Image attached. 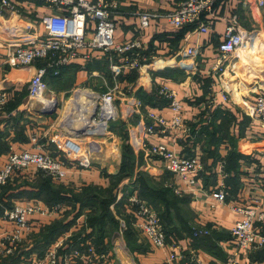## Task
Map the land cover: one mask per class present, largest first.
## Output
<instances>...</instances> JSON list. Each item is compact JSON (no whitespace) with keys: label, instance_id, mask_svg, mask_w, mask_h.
Returning <instances> with one entry per match:
<instances>
[{"label":"crops","instance_id":"0c3cea01","mask_svg":"<svg viewBox=\"0 0 264 264\" xmlns=\"http://www.w3.org/2000/svg\"><path fill=\"white\" fill-rule=\"evenodd\" d=\"M177 1L118 0L119 10L115 18L117 23L116 41L128 43L136 39L141 40L147 57L146 66L138 73L135 82L128 81V84L133 85L134 89L128 91L127 88L128 93L123 95L125 98H122L120 102L122 112L125 111L127 102L132 107L138 105V108L131 117L121 119L132 120L129 124L131 129L146 117L148 110L153 109L161 112L164 117L170 120L172 112L169 110V104L159 95L160 89L167 85L183 101L184 118L191 128V133L183 139L176 136L149 135H142V138L148 146L163 145L176 155L197 158L202 162L204 171L197 177L196 183L188 187L181 179L166 169L164 162L147 157L146 152L143 151L141 154L144 156V161L141 170L148 172L152 182L168 187L170 191L161 192V198L157 199L158 203L155 205L151 204L150 199H143L139 196L142 189L138 191L137 188H140L138 185L124 181L121 186L123 189L126 188L125 193L128 192L127 194L132 189L130 195L135 193L137 197L146 201L158 213L161 220H163L161 214L168 215L169 213L162 223H164L170 242L179 243L189 250H195L206 263L224 264L231 260L237 250L235 241L231 237V230L241 216L233 211V205L244 203L253 206L256 201H260L264 211V129L252 116V103L255 95L264 89V7L247 10L242 7L240 0L226 1V3L216 6L215 26L211 33L199 34L193 28L183 37L177 38L175 36L179 30L174 29L166 18V14L176 7ZM30 11L32 13L27 15L31 17H40L49 12L46 8L37 6H32ZM145 12L157 14L158 17L151 20L148 28L140 31L139 16ZM232 16H237L240 30L246 40L250 33L253 36L251 41L244 44L231 57L222 77H209L207 70L216 60L218 44L224 39L227 21ZM189 48L200 49V55L187 57L185 52ZM41 66H43V62L19 69H4L0 66V90L5 89L12 96L15 95V101L17 94L25 95L23 99L26 100L28 89L25 92L24 84ZM110 73L104 54L91 53V59L77 60L64 68L59 76L54 77L53 73L49 74L47 78L49 91L54 92L60 99L62 98L59 94L66 96L65 83L71 84L70 87L73 86V89L86 85L103 91L106 81L110 84L108 77ZM217 81L221 84L216 85ZM51 85L61 89H57L59 92H56L54 89H50ZM140 90L148 94L146 99L138 96L137 93ZM221 92L228 94L230 99L228 104L222 103ZM24 101H21L17 110L12 112L14 116L21 113L19 119L0 123V148H4V151L0 150V168L6 164L10 153L32 148L30 142L32 135L37 131H39L38 133L44 132L40 126L48 124L50 127L46 131L53 130L54 120L51 121L49 118H53L55 115L52 117L39 115L35 111L40 108L38 104H36L38 105L36 108L35 104L31 105V108H27ZM32 111L36 112L35 116L44 118L46 121L43 120L36 124L30 122L27 118L34 117V115L31 116ZM21 136L25 139H20ZM108 139L113 140L117 145L116 136L112 131L108 134ZM99 143H103L102 159H107V155L114 156L110 154V148H108V152L104 149L106 143L102 141ZM109 173L115 174L116 171H109ZM103 178L104 176L96 171L95 167L86 169L77 163L69 165L66 177L70 181L69 185L77 187L91 183L106 186L107 182ZM222 184L227 187L229 193L226 203H219L212 196V193L217 191ZM174 187L184 190L183 196L176 193ZM164 193L167 196H163ZM33 200L23 202L17 200L15 202L23 205ZM166 203L170 205L169 208L165 207ZM129 208L133 210L132 205ZM65 209L63 210L66 216L65 220H63V213L52 218L37 216L34 219L31 237L56 221L66 222L69 220L71 216L67 211L65 212ZM127 216L133 218L129 213ZM38 221L41 223L36 227ZM132 221L134 222V220ZM132 221L131 224L135 231L132 243L136 250H131L128 244L127 246L133 253L134 261H137L138 264H167L169 249L156 250L153 248ZM9 227V225L0 222V235ZM254 228L257 233L264 235V221L256 222ZM195 229L208 233L195 237L193 234ZM76 231L77 228L72 227L68 232L74 234ZM61 237L45 247L44 253ZM31 241H24L20 251L30 250L34 245ZM138 245L142 247H137ZM263 250L264 246L253 248L249 252H242L237 264H264ZM172 264L194 263L177 261Z\"/></svg>","mask_w":264,"mask_h":264},{"label":"built area","instance_id":"2783aa9c","mask_svg":"<svg viewBox=\"0 0 264 264\" xmlns=\"http://www.w3.org/2000/svg\"><path fill=\"white\" fill-rule=\"evenodd\" d=\"M226 1L234 0H178L176 7L166 14V18L176 30L193 25L197 33L209 34L215 26L216 6ZM239 2L247 10L264 7V0ZM32 6L46 8L49 12L40 17L28 16L27 14L32 13ZM118 10V0H0V66L4 69H19L43 62V66L39 67L29 80L30 104H40L39 98L45 96L49 104H40V107L50 106L55 101L59 105L52 131L35 132L30 141L31 149L9 154L6 164L0 168V194L2 188L13 181L17 173L41 171L53 181L61 182L66 179L71 163L90 169L93 166L92 147L85 145L84 148L82 142L106 138L111 132L112 123L123 117H131L136 112L138 105L132 107L129 102L126 103L124 112L120 110L121 99L128 93L126 89H134L133 85L130 86L129 82L121 77L131 71L141 72L146 66L147 57L141 40L136 39L128 43L116 41L115 18ZM157 17V14L150 12L141 13L140 31L148 28L151 20ZM237 20V16H232L227 21L224 39L217 47L216 60L207 70L209 77H222L231 57L245 44L246 39ZM95 52L104 54L112 75L110 84L106 81L103 91L78 87L74 89L69 101H64L65 104L61 106L58 95L49 91V73L57 77L64 68L79 59H91V53ZM185 53L187 57H196L200 55V49L189 48ZM215 84L221 83L217 81ZM159 95L168 102L172 118L168 120L161 112L148 110L145 118L135 127L129 128L131 145L135 152L144 151L147 157L164 162L169 172L190 187L204 171L202 162L195 157L176 155L163 145L148 146L142 138V135H149L176 136L183 139L191 133V128L184 118L183 101L177 93L164 85ZM221 95L222 103L228 104V94L221 92ZM10 100L11 93L5 89L0 90V110H3ZM252 116L264 129V91L255 95ZM175 191L180 196L185 193L179 187L175 188ZM212 196L219 203H226L229 196L227 187L222 184ZM129 202L135 206L130 212L133 223L150 245L156 250L169 249L167 264L177 261L214 264L203 261L195 250L170 242L158 213L146 201L134 193L130 195ZM261 204L256 201L253 206L244 203L233 205V211L241 216L231 230L237 250L231 260L224 264H237L242 252L264 246V235L257 233L254 228L256 222L264 221ZM64 208L62 204L46 206L39 200H33L28 204H17L11 209H6L0 216V222L10 227L0 235V257L5 258L20 252L21 244L33 233L34 219L37 216L56 217L63 213ZM82 220L83 217L79 218L77 223ZM127 230V222L121 220L119 231L112 238L113 246L110 252L98 249L97 251L93 242L88 241L80 246L72 245L68 252L62 254L61 250L73 235V232H68L50 246L43 256L25 258L19 264H126L121 257H129V248L124 237ZM207 233L194 230L195 237ZM130 263L136 264L134 260Z\"/></svg>","mask_w":264,"mask_h":264},{"label":"trees","instance_id":"16d2710c","mask_svg":"<svg viewBox=\"0 0 264 264\" xmlns=\"http://www.w3.org/2000/svg\"><path fill=\"white\" fill-rule=\"evenodd\" d=\"M193 25L186 26L185 28H182L179 30V33L175 36L177 38L183 37L190 29H193ZM51 74V73H49ZM138 72L137 71H131L128 72L127 74L123 75L121 77L122 80H127L130 82H135L137 79ZM109 77V82L112 80V75L111 73L108 75ZM52 78V77H51ZM138 96H140L142 99H146L147 93H145L143 90L138 91ZM15 96V95H14ZM25 95H19L17 94L16 96V102L11 103L10 105H7L6 110H7V116L3 117L1 122H7L10 120L16 121L19 119V117L22 115L21 113H17L15 116L12 115V111L17 110L18 105L21 103L22 98ZM11 113V114H10ZM115 123V122H114ZM1 138V137H0ZM128 138V134H127ZM20 139L24 140L23 136L20 137ZM1 151H4V148H0ZM126 157L127 159L129 158L130 162L133 163L137 157H134L135 153L129 146V148H126ZM136 156V155H135ZM128 168V167H127ZM126 169V165L123 167V170ZM35 171L28 172V173H34ZM39 172V173H38ZM37 176L32 177L30 179H23L22 182L15 181L14 179L18 176H23L26 173H17L13 179L8 185L2 188L1 194H0V216L3 214V212L8 208L12 207V204H14L17 199L25 197L29 200L34 199V200H40L42 201L45 205L47 206H53L55 204H62L64 205L65 212L71 214V217L69 220L66 222H59L56 221L52 223L51 225L42 228L41 231L38 234H35L34 239L31 241L34 245L33 247L25 252H20L16 253L15 255L8 256V257H0V264H19L22 259H32L36 254L41 255L43 254L44 248L47 247L48 245L52 244L57 238L61 236H65L68 231L72 227H80V231L77 230L72 237L69 239L68 243L66 246L61 250L62 254L65 252H68L71 248L72 245L80 246L82 243L85 244L88 241L94 240L91 239L92 237H95V240H98L100 242H103V238L99 237L102 236L101 234L106 232V225L111 223L109 221L110 218H112V225H115V221L113 219L112 214L109 212V205L113 204V201H115V197L110 198H105L101 196L95 197L93 194H86V190L89 188H92L89 185H84L80 191L71 189L70 186H65L59 185L62 187L55 188L54 182L52 178L46 176L43 172L41 171H36ZM123 177V176H119ZM127 178V177H126ZM121 180V179H120ZM120 182V181H119ZM112 187L105 188L108 191L110 189H115L116 188V183L112 184ZM148 185L146 182L142 185L143 191L145 192ZM143 192V193H144ZM151 195H154L151 193ZM160 195V196H159ZM140 196V195H139ZM163 196H167L166 193L163 194ZM141 198L145 197V195H141ZM17 198V199H15ZM151 204L158 203L157 199L161 198V194L158 193L154 197H149ZM15 199V200H14ZM143 200V199H142ZM23 202L24 200H18ZM26 201V200H25ZM95 203L97 204L98 209L100 210L99 213L96 215L90 216L89 213L84 212L86 208L89 207L90 204ZM110 205V206H111ZM156 205V204H155ZM169 204L166 203L165 207L169 208ZM134 206H132L133 208ZM169 215V213H168ZM168 215L161 214V217L163 220H166V217ZM81 217H85L80 223H77V220ZM131 217V216H130ZM129 220L127 221V225L132 226L131 221L134 220L132 218H128ZM161 220V221H163ZM39 222V221H38ZM41 222L37 223L35 225L36 227L39 226ZM133 223V221H132ZM164 226V223H163ZM128 231V230H127ZM131 231V230H130ZM128 231V232H130ZM114 230H112L110 233H113ZM194 234V233H193ZM192 234V235H193ZM97 235V237H96ZM129 237H133V233L131 231ZM131 244L132 247L134 248V244ZM105 243V241H104ZM130 246V245H129ZM131 247V246H130ZM131 247V248H132ZM132 248V249H133ZM102 251H107V249H103ZM35 252V253H33ZM39 252V253H37ZM264 255V250L263 253ZM43 256V255H42Z\"/></svg>","mask_w":264,"mask_h":264},{"label":"rangeland","instance_id":"374dc122","mask_svg":"<svg viewBox=\"0 0 264 264\" xmlns=\"http://www.w3.org/2000/svg\"><path fill=\"white\" fill-rule=\"evenodd\" d=\"M260 30H262V29H260ZM252 36L253 35L250 33L247 40L245 41V44L247 42L251 41ZM258 41L260 43H262L261 40H258ZM65 84H66L65 88L67 90L65 93L66 96H64V95L62 96L59 94V96L62 98L61 99V106H63L65 104L64 101H66V99H68V101H69V99L72 97L74 89H76L78 87H84V88L89 87L86 85H82V86H78V87L73 89V86L70 87L71 84H69V83H65ZM28 85H29V81L25 82V84H24L25 92H27ZM89 88H92V87H89ZM50 89H54L56 92H59V91H57V89H61V88H56V87L54 88L51 85ZM94 90L101 91L102 89L95 88ZM261 91H264V89H262ZM11 98H12V100H10L7 105H10L11 103L16 102L14 100V95L13 96L11 95ZM24 100L25 99L22 98V101H24ZM24 104L25 105L27 104V108L28 107L31 108L29 97L26 98V100L24 101ZM7 105H6V107H7ZM38 105L40 106V104H38ZM38 105L35 104L34 105L35 108L38 107ZM6 107L3 110H0V120H2V118L6 116V113H7ZM4 112H6V113L4 114ZM31 113H32L31 116L34 115V117L27 118L28 120H30V122H33L36 124V123H39L40 121H43V120L46 121V119H44V118H39V117L35 116L36 112L32 111ZM121 116H122V113H121ZM49 119H51V121H53V120H55V117L49 118ZM28 120H26V121H28ZM130 122H132V120L129 121V119H127V121H124L123 119L120 118L118 121H116L115 123H112L110 125V129H111L113 135L116 136V139L118 142L117 145L113 142V140L108 139V136L106 138H103V139L102 138H95V139H89L90 142L88 140L82 142V146L84 148H85V145L92 147L91 156L93 157V159H92L93 164H94L93 167H95L96 171H99L104 176L103 180H106V182H107L106 186L91 183L89 186H91L92 188L87 189L85 191L86 194L87 193L93 194L95 197H97V196L104 197L105 196V198L107 197L110 199L112 197H115V201H113V204L112 205L110 204L111 206L109 205L108 208H109V212L113 216V219L115 221L116 226H113L111 224L112 218H110L109 221L111 223L106 225V232L102 233L101 234L102 236H100V234H99V237L103 238V242L95 240V237L91 238V239H94V240H91V242H93L95 249L96 250L98 249L99 251H102L103 249H107V251H109V252L111 251V248L113 246L112 245V238H113L114 234L119 231L120 221L121 220H126V221L129 220L127 214L128 213L130 214V212L132 210L131 208H129L130 205H132L131 202H129V197H130L132 189L130 190L129 194H127L128 192L125 193L127 191L126 188L123 189V187L121 186L124 181H129L130 183H134V184L138 185V187H140V188H137V190L139 191V189H142L140 196L145 195L144 198H147V199H150L149 197H151V196L154 197L158 193L170 191L168 187L161 186V185H158L157 183L152 182L153 180L150 178V175L148 174V172L141 170V166H142L143 161H144V159H143L144 156L141 154V152H138V154H137V152L134 151V148L131 145L130 139L127 138V133H128V128H129ZM49 125H50V123H49ZM49 127H48V124H47V126H40L42 131L48 130ZM37 132H39V131H37ZM97 140H99V141L95 142ZM100 141L106 143L104 149H106V151L108 152V148H110V151H111L110 154L114 155V156L109 157L107 155V159H102L103 157L101 156V150L103 148V145H102L103 143L100 144L99 143ZM110 141H112V142L109 144ZM129 146L131 147V149L134 151V153L136 155V156L134 155V157H137L133 163H131L129 158L127 159V157L125 155V153L127 151L126 148H129ZM119 155H120V159H119ZM99 156H101V157H99ZM98 157H99V159H97ZM125 165H126V169L123 170V167ZM109 171H116V173L110 174ZM38 173H36V172L26 173L23 176L16 177L14 180L19 181V182H22L23 179H30L31 180V178L36 177ZM119 176H123V177H119ZM69 182L70 181H68V179H66V180L61 181V182H54V185H55V188H59V187H62L59 185L64 184L65 186H68V187L70 186L71 189H74L77 191H80L83 187V186L77 187L74 185H69L70 184ZM144 182H146V184L148 185V187H147L148 189H146L145 192L143 191V189H145V188H142V185L144 184ZM113 183H116V185H117L115 189H113V190L110 189V191L105 189L108 187H112ZM151 193L154 195H151ZM15 199H17V198H15ZM179 199H183V198H179ZM17 200H24L25 201L28 199L25 197H22V198H19ZM15 205H17L16 202H14V204H12V207H8L7 209H11ZM133 209H135V206L133 207ZM84 212L87 213V215L89 213V215L92 216V215H96L97 213H99L100 210L98 209L97 204L92 203L89 205L88 208H86L84 210ZM68 214H67V218H68ZM71 215H72V213L70 214V216ZM62 216H63V218L64 217L66 218L64 213ZM65 218L63 220H65ZM79 226L76 227L77 230L80 229ZM133 229L134 228L132 226H130V225L128 226V231L131 230L133 233L132 239H131V237H129L131 231L130 232L127 231V233L124 235L126 243L128 245H130L131 247H132V244H131L130 240H133L135 237V234H134L135 231ZM112 230H114V232L110 233ZM96 237H97V235H96ZM33 239H34V237L30 236L28 239H25L24 241L27 242V241H31ZM104 241H105V243H104ZM137 247H142V246L138 245ZM132 248H131V250H136L135 248H133V249ZM131 250L129 249V254H128L129 257H126V256L121 257L122 259H124V262L126 264H131L130 262L134 260V256H133V253H131ZM37 253H39V252H37ZM43 254H44V251H43ZM135 262H136V264H138L137 261H135Z\"/></svg>","mask_w":264,"mask_h":264},{"label":"water","instance_id":"95a60500","mask_svg":"<svg viewBox=\"0 0 264 264\" xmlns=\"http://www.w3.org/2000/svg\"><path fill=\"white\" fill-rule=\"evenodd\" d=\"M58 102L55 101L51 106H46V107H40L36 110L39 115L45 116V117H52L56 114L57 109H58Z\"/></svg>","mask_w":264,"mask_h":264},{"label":"bare ground","instance_id":"6f19581e","mask_svg":"<svg viewBox=\"0 0 264 264\" xmlns=\"http://www.w3.org/2000/svg\"><path fill=\"white\" fill-rule=\"evenodd\" d=\"M38 101L40 104H49V100L45 96H41ZM73 104H75V103H73ZM92 108H94V106H92Z\"/></svg>","mask_w":264,"mask_h":264}]
</instances>
